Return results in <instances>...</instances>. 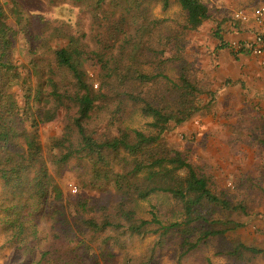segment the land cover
<instances>
[{
  "label": "trees",
  "instance_id": "trees-1",
  "mask_svg": "<svg viewBox=\"0 0 264 264\" xmlns=\"http://www.w3.org/2000/svg\"><path fill=\"white\" fill-rule=\"evenodd\" d=\"M92 1V21L100 33L95 51L69 34L65 44L46 51V42L36 44L40 38L34 36V44L23 46L25 59L16 57L23 35L28 36L23 14L8 15L0 6V230L5 239L0 251L10 248L23 264H78L85 234L89 239L121 231L133 237L159 234V245L177 235L182 258L243 228L229 216L247 215L245 201L233 203L205 164L189 160L167 140L218 98L217 90L203 88L186 59L187 36L210 19L208 6L203 0ZM154 1L165 10L180 6L185 16L180 30L154 15ZM214 37L217 50L230 47L220 29ZM232 53L236 60L251 55L245 44ZM230 81L225 86H234ZM104 113V127L92 128ZM137 113L149 120L146 130L123 125ZM62 114L63 134L45 144L41 128ZM236 138L240 141L238 131ZM69 168V179L78 180L75 194L63 187ZM253 182L264 191L260 179ZM109 187L116 203L96 209L97 201L86 193ZM155 197L175 206H153L150 220L139 218V202ZM44 221L52 234L46 248L39 244ZM235 249L228 254L239 260L244 253L264 260L257 247L239 243Z\"/></svg>",
  "mask_w": 264,
  "mask_h": 264
},
{
  "label": "rangeland",
  "instance_id": "rangeland-1",
  "mask_svg": "<svg viewBox=\"0 0 264 264\" xmlns=\"http://www.w3.org/2000/svg\"><path fill=\"white\" fill-rule=\"evenodd\" d=\"M203 2L208 6L211 16L198 32L187 36L190 43L186 59L198 71L203 88L217 90L218 98L214 105H208L188 124L171 131L167 140L173 149L187 155L189 160L200 165L205 164L215 176L218 188L228 192L233 203L245 201L243 204L247 207V215L238 212L228 215L230 220L243 223L244 227L228 232L222 239H211L182 258L180 257L183 251L177 235L170 234L164 238L165 241L162 239L163 245H159V234L133 237L127 233L122 235L121 231H108L92 236V242L85 234L84 239L88 241L85 246L80 245L83 258L78 264H209L210 261L213 264H264L261 257H254L252 260L248 253H244L240 260L228 254L233 253L239 243L264 250V191L258 189L253 182L260 179V183L264 184V65L253 55L246 56L250 60L243 66L234 63L231 56L236 47L253 43L248 39L249 35L264 32V22L258 24L254 16L257 9L264 7V0ZM93 3L92 0L81 3L74 0H0V6H3L6 14L12 16L17 11L21 12L24 17L23 25L28 28V36L23 35L16 57L25 59L23 46L26 48L31 40L34 44V36L40 38L36 44L46 42V51L57 43L65 44V34L75 36L87 51H95L98 48L100 33L92 21L96 13L91 6ZM151 8L158 19H166L171 28L180 30L185 16L178 4H172L165 10L160 2L154 1L151 2ZM218 29L225 42L230 45L226 51L217 50L219 42L215 39L214 32ZM161 32L162 30L158 34ZM87 67L90 76H93L94 69ZM241 71L247 79L239 80L236 84L232 77ZM228 79L231 80V85L241 88L238 95L244 99L245 105H240L239 96L234 97L233 93H227L226 89L234 87L225 86ZM94 87H97L96 83ZM204 100L207 101V96ZM63 118L64 114L57 122L41 128L45 144H50L52 138L63 134ZM105 121L107 114L104 113L100 120L92 124V128H103ZM148 121L137 113L123 125L146 130ZM237 131L240 141L236 138ZM250 137L259 140L252 144ZM69 170L70 168L64 173L66 179L63 181V187L68 191L70 185L74 184L79 190L78 180L69 179ZM1 186L2 181L0 190ZM112 193L115 192L111 187L104 191L88 190L86 197L97 201L96 209H99L106 204L114 206L117 197L115 196V201ZM163 204L167 205V208L175 206V202L166 197L139 202L138 217L150 220L152 207H160ZM74 213L77 214V210ZM98 216L102 219L104 213L100 212ZM4 240V234L0 230V247ZM39 244L42 248L52 244L49 222L44 221ZM0 264H23V261L10 248H3L0 251Z\"/></svg>",
  "mask_w": 264,
  "mask_h": 264
},
{
  "label": "built area",
  "instance_id": "built-area-1",
  "mask_svg": "<svg viewBox=\"0 0 264 264\" xmlns=\"http://www.w3.org/2000/svg\"><path fill=\"white\" fill-rule=\"evenodd\" d=\"M255 20L258 24H262L264 22V7H261L255 11ZM241 46L236 47V50L239 51ZM245 47L249 48L251 54L255 57H264V32H260L256 35L255 40L252 44L245 45ZM72 193H77V186L72 184L69 187Z\"/></svg>",
  "mask_w": 264,
  "mask_h": 264
},
{
  "label": "crops",
  "instance_id": "crops-1",
  "mask_svg": "<svg viewBox=\"0 0 264 264\" xmlns=\"http://www.w3.org/2000/svg\"><path fill=\"white\" fill-rule=\"evenodd\" d=\"M240 21V20H239ZM255 38H256V35L255 34H252V35H249V40L252 42V41H254L255 40ZM251 42H249V43H251ZM236 49V48H235ZM227 49H225V50H221V51H226ZM234 52H235V50H234ZM231 56H232V61L234 62V63H237V64H240V65H244V64H246V61H248V60H250L248 57H246V56H244V55H240L239 57H238V60H236L235 59V57L233 56V53L231 52ZM251 56H252V54H251ZM257 58H259L260 59V63H263V65H264V57H257ZM243 71H241V73H238V74H234L233 75V77H232V80H233V82L234 83H236L237 84V82L239 81V80H243V81H245L247 78L246 77H243ZM246 76V75H245ZM229 89V90H228ZM228 89H226V91H227V93L228 94H230V93H233V96L235 97V96H239L240 95V92H241V88H238L237 87V85H235L234 87H232L231 89L230 88H228ZM238 89H239V91H238ZM226 91H224V92H226ZM239 92V93H238ZM239 94V95H238ZM241 96H239V98H240ZM261 99V98H260ZM240 100V105L242 106V105H245V102H244V99L243 98H240L239 99ZM259 100V99H258ZM257 100V101H258ZM235 101L236 100H234L233 101V103L235 104Z\"/></svg>",
  "mask_w": 264,
  "mask_h": 264
}]
</instances>
